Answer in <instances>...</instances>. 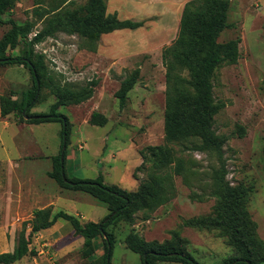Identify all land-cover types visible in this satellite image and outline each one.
Masks as SVG:
<instances>
[{
    "label": "rangeland",
    "instance_id": "1",
    "mask_svg": "<svg viewBox=\"0 0 264 264\" xmlns=\"http://www.w3.org/2000/svg\"><path fill=\"white\" fill-rule=\"evenodd\" d=\"M70 1L76 6L68 8L74 9L88 0ZM37 3L40 7L52 6V0H18L13 9L4 13L0 17V39L12 21L33 25L30 40L42 28L34 17ZM227 24L217 42L238 40V56L235 63L222 64L212 78L213 100L220 107L213 118V131L224 139L226 180L232 187L247 190V210L256 224L258 238L264 242V0H230ZM168 33L172 37L173 32ZM112 39L120 41L114 46L118 51H110ZM174 40L153 46L149 54L123 59L120 55L124 48L129 47L130 54L143 50L136 46L139 41L135 37L102 36L97 42L100 56L88 51L85 40L78 35L61 32L34 47L44 57L47 77L40 100L31 112L47 113L56 101L51 83L79 90L91 81L97 82L91 99L58 108L71 125L65 148L67 178L101 177L107 186L134 192L148 180L150 169V164L138 168L141 151L148 154V147L164 146L170 150L174 163H179V174L173 180L174 197L169 203L151 212L135 213L132 223L120 221L109 228L115 242L110 264H141L139 255L125 247L124 239L130 233L157 243L177 236L198 264H224L236 256L219 229L186 225L193 218L214 216L216 199L210 194V177L219 160L216 155L186 150L165 140L162 54ZM24 51V45L19 44L7 54L20 56ZM135 70L139 72L138 80L128 94L125 108L120 109L115 93ZM31 86L26 66H0V97L20 100ZM93 112L106 118L103 127L89 123ZM61 129L56 122L25 124L18 123L13 114L0 116V253L11 252L21 233L29 235L41 210L51 209L50 218L62 211L81 224L98 223L108 214L105 205L85 193L63 190L49 177L53 158L60 151ZM48 202H53V206H48ZM59 223L55 230L33 234L29 245L32 252L14 264H102V238L94 240V253L85 259L79 252L83 238L73 233L69 221Z\"/></svg>",
    "mask_w": 264,
    "mask_h": 264
},
{
    "label": "trees",
    "instance_id": "2",
    "mask_svg": "<svg viewBox=\"0 0 264 264\" xmlns=\"http://www.w3.org/2000/svg\"><path fill=\"white\" fill-rule=\"evenodd\" d=\"M17 2L0 0V17L13 9ZM68 5L76 6L70 0H52V6L49 7H40V3H37L34 17L42 28L36 30L30 40L28 38L33 31L31 23L16 24L10 21L11 28L0 39V66H26L32 86L22 94L20 100L1 96L0 116L4 118L13 114L18 118V123L25 124L60 123V151L53 158L49 177L63 190L85 193L105 205L108 214L98 223L81 224L76 217L62 211L53 213L50 218L51 209L41 210L38 213L40 219L31 226L29 235L21 233L14 249L0 254V264H14L31 253L29 245L32 235L52 227L59 219L69 221L73 233L83 238L79 252L85 259L94 253V240L102 238V264H110L115 242L109 228L120 221L132 223L135 213L154 211L174 197L173 180L179 174V163H174L170 150L164 146L148 147V154L140 152L142 163L138 168L150 164V169L148 180L141 183L134 192L107 186L101 177L95 180L67 178L65 148L71 125L65 116L58 113V108L77 106L91 99L97 82L91 81L79 90L51 83V92L56 101L47 113L31 112L40 100L47 77L44 57L36 53L34 47L61 32L70 36L78 35L85 40L88 51L96 52L97 42L103 35L117 30H135L142 26V23L120 21L115 15L106 14L105 0H88L74 9H69ZM229 5L230 0H190L183 7L175 40L162 54L166 84L165 140L177 143L186 150L216 155L219 160V166L211 171L210 177V194L216 199L214 216L193 218L186 221V225L221 231L236 253L235 257L226 260L224 264H264V242L258 238L256 224L247 210L248 192L241 186L232 187L226 180L222 155L224 139L213 131V118L220 107L213 100L212 78L222 64H233L238 56V40L225 44L217 42L220 33L228 28ZM19 44L24 45L23 55L7 54V50H13ZM138 74L137 70L133 71L121 82L115 93L120 109L125 108ZM89 123L103 127L106 118L93 112ZM124 244L126 249L139 255L141 264L160 261L198 264L184 249V241L177 236L174 240L157 243L146 242L135 233H130L125 237Z\"/></svg>",
    "mask_w": 264,
    "mask_h": 264
},
{
    "label": "crops",
    "instance_id": "3",
    "mask_svg": "<svg viewBox=\"0 0 264 264\" xmlns=\"http://www.w3.org/2000/svg\"><path fill=\"white\" fill-rule=\"evenodd\" d=\"M188 1L190 0H106V14L115 15L120 21L128 20L142 23V26L135 30L125 29L110 33L112 35L122 34L124 37H135L139 41L136 46L140 47V50L143 49L136 54H130L128 52L129 47L127 50L124 48L120 59L129 58L130 55H140V53L149 54L153 46L169 44L176 37L181 12ZM168 30L173 32L172 37L169 35ZM118 42L120 41L111 40L112 49L110 51L117 50L114 46ZM127 43L126 41L128 46ZM96 52L101 55V47L97 48ZM48 206H53V202H50ZM61 220L65 221V219H59L52 227L43 231L57 229Z\"/></svg>",
    "mask_w": 264,
    "mask_h": 264
},
{
    "label": "water",
    "instance_id": "4",
    "mask_svg": "<svg viewBox=\"0 0 264 264\" xmlns=\"http://www.w3.org/2000/svg\"><path fill=\"white\" fill-rule=\"evenodd\" d=\"M64 150V149H63ZM62 156V155H61ZM61 160H62V158H61Z\"/></svg>",
    "mask_w": 264,
    "mask_h": 264
}]
</instances>
